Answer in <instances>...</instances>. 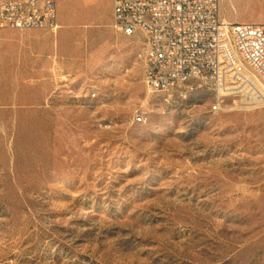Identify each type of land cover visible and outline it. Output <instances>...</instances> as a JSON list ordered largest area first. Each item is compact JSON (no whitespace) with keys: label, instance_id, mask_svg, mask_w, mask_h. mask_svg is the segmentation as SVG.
Listing matches in <instances>:
<instances>
[{"label":"rangeland","instance_id":"obj_1","mask_svg":"<svg viewBox=\"0 0 264 264\" xmlns=\"http://www.w3.org/2000/svg\"><path fill=\"white\" fill-rule=\"evenodd\" d=\"M109 2L0 28V264H264V107L155 91ZM221 15L264 22V0Z\"/></svg>","mask_w":264,"mask_h":264},{"label":"built area","instance_id":"obj_2","mask_svg":"<svg viewBox=\"0 0 264 264\" xmlns=\"http://www.w3.org/2000/svg\"><path fill=\"white\" fill-rule=\"evenodd\" d=\"M58 14V0H0V28L57 29ZM113 22L145 37L155 91L214 88L213 114L264 107V22L226 20L221 0H113Z\"/></svg>","mask_w":264,"mask_h":264},{"label":"crops","instance_id":"obj_3","mask_svg":"<svg viewBox=\"0 0 264 264\" xmlns=\"http://www.w3.org/2000/svg\"><path fill=\"white\" fill-rule=\"evenodd\" d=\"M110 2H109V4L111 5V4H113V0H109Z\"/></svg>","mask_w":264,"mask_h":264}]
</instances>
